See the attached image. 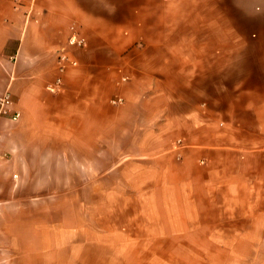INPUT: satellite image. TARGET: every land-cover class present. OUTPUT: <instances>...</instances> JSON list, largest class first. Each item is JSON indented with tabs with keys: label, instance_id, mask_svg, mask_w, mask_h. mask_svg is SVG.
<instances>
[{
	"label": "crops",
	"instance_id": "1",
	"mask_svg": "<svg viewBox=\"0 0 264 264\" xmlns=\"http://www.w3.org/2000/svg\"><path fill=\"white\" fill-rule=\"evenodd\" d=\"M251 35L264 54V0H0V95L21 113L0 116V264L110 260L128 225L99 236L98 208L66 199L133 194L190 245L223 247L212 264H264V80L245 46L209 41ZM61 50L77 66L51 93Z\"/></svg>",
	"mask_w": 264,
	"mask_h": 264
},
{
	"label": "rangeland",
	"instance_id": "2",
	"mask_svg": "<svg viewBox=\"0 0 264 264\" xmlns=\"http://www.w3.org/2000/svg\"><path fill=\"white\" fill-rule=\"evenodd\" d=\"M212 24L214 29L230 27L229 29L239 28L246 33L251 32L253 34L255 32L254 21L251 20L229 23L214 22ZM201 40L205 39H197L199 42ZM209 41L215 48L232 45L245 46L247 52L250 51V54L247 53L245 57L247 63L255 62L253 68L256 71L252 70V73L255 72L253 76L260 80V84L263 83L261 81L264 80V70L258 68H264V66H258L256 63H264V54L259 53L256 48L261 45L257 38L253 35L239 39H224L215 36ZM247 68H252L251 64H247ZM247 74L246 76H249L251 73L248 72ZM255 87L256 85L246 86L247 89ZM260 88L264 89V86H260ZM66 201L73 206L86 205L92 211H97L98 208L100 213H89L86 218L91 221L95 219L96 224L92 223L91 228L94 226L101 228L102 235L99 233V236L103 237L104 230L106 229L108 233L110 225L116 223L119 229L125 225L129 227L128 237L133 239L134 244L127 247L118 246V255H112L110 260L106 255L110 247L98 246L101 251L103 250V254L102 257L99 256L101 262H97V264H212V262L207 261V256L223 254V247L190 245V230L185 227H178L175 231L162 228L159 221L152 220L151 217L155 215H147L153 206L147 205L145 198L140 196L133 194L128 197H73L66 199ZM98 247H89L87 262L91 258V264H94L93 253L94 250H99Z\"/></svg>",
	"mask_w": 264,
	"mask_h": 264
},
{
	"label": "built area",
	"instance_id": "3",
	"mask_svg": "<svg viewBox=\"0 0 264 264\" xmlns=\"http://www.w3.org/2000/svg\"><path fill=\"white\" fill-rule=\"evenodd\" d=\"M72 34L69 38V46L71 49H83L87 47V40L82 37L79 32L74 28L71 29ZM57 66L59 76L53 84L47 86V90L51 93H59L64 87V74L70 67L77 66V62L71 58L69 50H61L58 54ZM114 104H122L123 99L118 98L113 101ZM14 101L11 93L7 92L0 95V116L18 121L21 118V113L14 108Z\"/></svg>",
	"mask_w": 264,
	"mask_h": 264
}]
</instances>
